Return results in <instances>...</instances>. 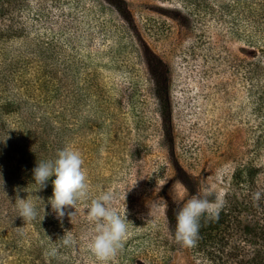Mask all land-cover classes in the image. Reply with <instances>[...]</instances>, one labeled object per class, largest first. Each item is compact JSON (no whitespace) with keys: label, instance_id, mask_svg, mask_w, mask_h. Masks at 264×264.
<instances>
[{"label":"rangeland","instance_id":"374dc122","mask_svg":"<svg viewBox=\"0 0 264 264\" xmlns=\"http://www.w3.org/2000/svg\"><path fill=\"white\" fill-rule=\"evenodd\" d=\"M263 9L264 0H0V137L35 150L47 131L49 158L71 146L88 184L75 215L60 219L48 189L2 175L0 264H101L88 211L105 189L129 221L107 264H264ZM156 176L168 183L156 188ZM24 188L39 210L26 223L15 207ZM195 194L223 206L187 248L176 217Z\"/></svg>","mask_w":264,"mask_h":264},{"label":"clouds","instance_id":"9594fccd","mask_svg":"<svg viewBox=\"0 0 264 264\" xmlns=\"http://www.w3.org/2000/svg\"><path fill=\"white\" fill-rule=\"evenodd\" d=\"M83 163L82 156L77 150L65 146L57 152L54 159L37 160L36 166L32 169L33 183L39 186L40 190L46 188L51 181L53 192L47 204L57 218L63 219L67 214L71 219L75 212L69 209H76L77 202L87 196V175ZM167 183L166 177L156 176V188ZM27 188L18 189L15 197V207L25 223L39 215V210L33 203L34 196L28 194ZM174 189L175 185H172L171 191ZM21 191L27 193V196H21ZM253 199L259 201L261 192L253 193ZM112 201L111 191L105 189L89 205L88 219L95 225L89 248L101 264H107L122 249L128 230L127 215L122 216L112 207ZM222 206L219 199L212 201L206 197L202 198L199 194L192 195L177 214L175 240L184 247H195L199 238L201 218L218 219ZM43 211L48 214L46 208ZM63 242L71 243L70 237L64 235Z\"/></svg>","mask_w":264,"mask_h":264},{"label":"trees","instance_id":"16d2710c","mask_svg":"<svg viewBox=\"0 0 264 264\" xmlns=\"http://www.w3.org/2000/svg\"><path fill=\"white\" fill-rule=\"evenodd\" d=\"M253 11H255V10H253ZM263 11H264V9H263ZM258 16H260V15L258 14ZM261 16L264 19V15H261ZM252 37H251V35L248 36V38H252ZM66 76H67V74H66ZM73 77H74V75H72L71 73L67 76V78H73ZM47 97H49V95ZM262 99H263V104H264V97H262ZM259 108L262 109V104ZM2 120H4V115L2 113H0V121H2ZM44 134H47V131L43 132L41 134V137H40L41 141H40V143H38L36 145V147H34L35 150L33 148L28 149V147H26V144H23V143L22 144L17 143V145L16 144L14 145L13 144L14 142H11L8 140L6 143H4V141H3L4 138L0 137V142H1L0 144L3 143L0 146V172H1V169H4V171L2 172V175H5V174L13 175L11 179L24 180L25 182L29 180L30 181L29 187L33 191L38 188L39 191L41 192L39 186H37L33 183L32 169L36 166L37 160L50 159L49 156L52 153L51 150L54 148V147H50V146H53L55 144V143H53V144L49 145L48 144L49 140L45 139ZM26 138H27V136L24 137L25 143L28 142V140H29L28 138H27L28 140ZM257 143H258L259 147L264 146V133L259 134ZM25 149L30 150V151L27 152ZM246 173L247 172L243 171V175H245ZM26 178H28V180ZM53 179H54V177H53ZM6 183H8V180ZM10 186H12V185H10ZM44 189H48L49 192H51V193L53 192L51 181L48 182L47 187ZM178 213H179V211H178ZM262 220H263V224L259 226L257 235H255V238L256 239L258 238V240L264 241V215H263Z\"/></svg>","mask_w":264,"mask_h":264}]
</instances>
